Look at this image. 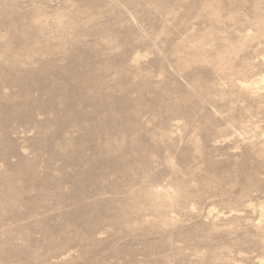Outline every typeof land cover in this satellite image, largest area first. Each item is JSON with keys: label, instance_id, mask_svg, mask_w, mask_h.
<instances>
[{"label": "rangeland", "instance_id": "rangeland-1", "mask_svg": "<svg viewBox=\"0 0 264 264\" xmlns=\"http://www.w3.org/2000/svg\"><path fill=\"white\" fill-rule=\"evenodd\" d=\"M0 264H264V0H0Z\"/></svg>", "mask_w": 264, "mask_h": 264}]
</instances>
